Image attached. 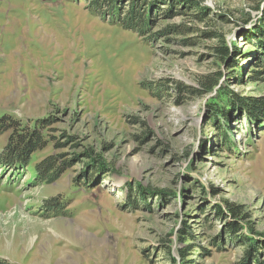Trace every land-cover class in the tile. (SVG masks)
<instances>
[{
  "label": "rangeland",
  "instance_id": "obj_1",
  "mask_svg": "<svg viewBox=\"0 0 264 264\" xmlns=\"http://www.w3.org/2000/svg\"><path fill=\"white\" fill-rule=\"evenodd\" d=\"M88 1L0 0V153L10 123L46 134L28 163L0 162V258L264 264V111L239 100L264 102V0H200L204 20L155 1L144 37ZM209 74L215 90L195 94ZM48 156L52 182L35 172Z\"/></svg>",
  "mask_w": 264,
  "mask_h": 264
},
{
  "label": "trees",
  "instance_id": "obj_2",
  "mask_svg": "<svg viewBox=\"0 0 264 264\" xmlns=\"http://www.w3.org/2000/svg\"><path fill=\"white\" fill-rule=\"evenodd\" d=\"M156 4H170L174 8L184 5L185 8L190 10V13L199 20H204L208 14L206 7H204L202 1L200 0H89L88 6L97 12L98 14H105V11H112L114 14L111 16L112 20L118 22L124 28L133 30L138 33L139 36L144 37L147 31V26L150 21L153 20V5ZM127 2V5L125 4ZM258 8V7H257ZM103 9V10H102ZM127 9V10H126ZM264 20V18H263ZM264 25V22H263ZM183 28L179 25L169 26L166 32H182ZM257 35L264 42V26L256 28ZM212 36L218 38L221 45L214 47L215 55L221 60H225L230 54L232 49H237L234 47H229L227 41L220 37L218 33H213ZM220 37V38H219ZM231 50V51H230ZM228 59V58H227ZM232 66V65H230ZM218 74V73H217ZM212 75L200 76L198 81V88L195 89V94L203 95L212 92L214 87L219 83L220 76L212 79ZM218 95H215V93ZM213 92L212 109L215 111L214 118L224 115L223 106H228L233 103L231 96L226 90H217ZM243 106L252 114V116L257 117L258 111L263 114L264 102L259 101L257 98H240L239 99ZM232 105V104H231ZM9 118L7 119V121ZM6 116L0 118V130L5 127ZM40 126L30 127L25 126L21 123L14 122V125L10 123L9 126H13V132L10 133L8 141L0 153V162L8 167H13L15 164L22 162H29L28 156L32 151L45 146L46 134L42 128H45L43 122H40ZM7 124V123H6ZM16 126V127H15ZM35 172L39 179H44L46 182H52L60 174V168L55 165V158L53 156H48L35 165ZM55 201H50L49 206L53 208ZM231 211L238 212L235 205H229ZM0 264H10L6 260L0 258Z\"/></svg>",
  "mask_w": 264,
  "mask_h": 264
},
{
  "label": "bare ground",
  "instance_id": "obj_3",
  "mask_svg": "<svg viewBox=\"0 0 264 264\" xmlns=\"http://www.w3.org/2000/svg\"><path fill=\"white\" fill-rule=\"evenodd\" d=\"M196 120H197V118H196ZM75 229H76V231H75L76 233H75V234H76V235H77V234H80V231L77 229L76 226H75ZM82 235H84V236H83L84 239H87V238H86V234L82 233Z\"/></svg>",
  "mask_w": 264,
  "mask_h": 264
},
{
  "label": "water",
  "instance_id": "obj_4",
  "mask_svg": "<svg viewBox=\"0 0 264 264\" xmlns=\"http://www.w3.org/2000/svg\"><path fill=\"white\" fill-rule=\"evenodd\" d=\"M215 90V89H214ZM211 95H212V93H211Z\"/></svg>",
  "mask_w": 264,
  "mask_h": 264
}]
</instances>
